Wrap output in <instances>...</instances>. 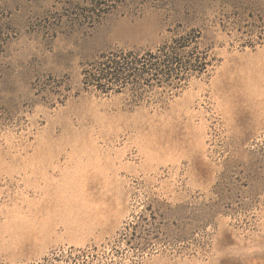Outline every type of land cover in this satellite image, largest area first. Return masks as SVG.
<instances>
[{
  "label": "rangeland",
  "instance_id": "374dc122",
  "mask_svg": "<svg viewBox=\"0 0 264 264\" xmlns=\"http://www.w3.org/2000/svg\"><path fill=\"white\" fill-rule=\"evenodd\" d=\"M190 36L184 82L84 83ZM0 264H264V0H0Z\"/></svg>",
  "mask_w": 264,
  "mask_h": 264
},
{
  "label": "trees",
  "instance_id": "16d2710c",
  "mask_svg": "<svg viewBox=\"0 0 264 264\" xmlns=\"http://www.w3.org/2000/svg\"><path fill=\"white\" fill-rule=\"evenodd\" d=\"M197 39L196 36L181 38V42L163 45L153 53L140 55L119 51L102 55L84 71V83L95 87L101 93H118L128 85L138 84V81H154L155 78L157 82L173 78L179 83L184 82L188 74L201 73L206 66V54L196 52ZM192 43L194 47L191 48L190 55H195L193 60H181L183 55L179 51Z\"/></svg>",
  "mask_w": 264,
  "mask_h": 264
}]
</instances>
